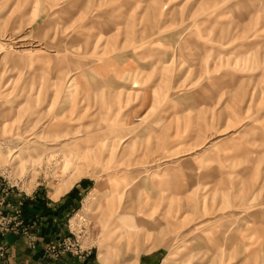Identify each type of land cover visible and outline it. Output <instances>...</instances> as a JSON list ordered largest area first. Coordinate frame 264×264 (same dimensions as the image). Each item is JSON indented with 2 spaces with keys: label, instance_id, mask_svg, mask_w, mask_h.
Wrapping results in <instances>:
<instances>
[{
  "label": "rangeland",
  "instance_id": "obj_1",
  "mask_svg": "<svg viewBox=\"0 0 264 264\" xmlns=\"http://www.w3.org/2000/svg\"><path fill=\"white\" fill-rule=\"evenodd\" d=\"M124 51L162 61L149 110H62L112 78L137 102V73L94 71ZM79 181L111 191L42 243L23 207ZM8 235L52 262L163 247L162 264H264V0H0V264H18Z\"/></svg>",
  "mask_w": 264,
  "mask_h": 264
},
{
  "label": "crops",
  "instance_id": "obj_2",
  "mask_svg": "<svg viewBox=\"0 0 264 264\" xmlns=\"http://www.w3.org/2000/svg\"><path fill=\"white\" fill-rule=\"evenodd\" d=\"M160 58V57H158ZM168 59V57H167ZM102 64H95L94 71L98 77L103 78L105 72H109L113 76L120 75V78H125V75L137 73L139 78L137 81V90L139 99L137 102L128 100L130 88L132 83L119 82L117 79L112 78V84L110 87L104 88H90L83 89L79 86L78 94L73 92L72 103L66 110V106L62 108L63 111H79L82 97L88 96L90 103L93 102L99 105H125V109L130 107V111H142L143 108L148 110L155 104L156 96L161 94L162 89L166 83V80L162 78V61H158L157 57L152 53L133 54L124 52H116L107 56L106 59L101 60ZM76 74V72H75ZM80 74V73H79ZM74 81L76 77L74 76ZM170 88V87H169ZM169 88H165L168 90ZM95 91V93H94ZM207 91V86L204 85L199 88L194 95H204ZM84 92V93H82ZM88 95H87V94ZM96 97L95 100H93ZM131 102V104H130ZM130 104V106H129ZM72 106V108H70ZM118 107V106H117ZM115 107V109L117 108ZM65 109V110H64ZM147 110V111H148ZM50 122V121H49ZM150 124H145L144 128L149 127ZM54 126V127H53ZM57 126L54 122L48 123V127L51 131H56ZM51 127V128H50ZM53 127V128H52ZM63 127H66L65 125ZM60 128V127H59ZM61 132V131H58ZM147 133V129H143V134ZM79 140V139H78ZM80 142V140H79ZM154 142L155 138H154ZM111 185H105L103 188H99L97 183H90L84 181L80 184L79 182L74 183L68 190L55 195L53 190L48 191L45 195H35L33 205L23 207V216L26 222L34 223V230H32L35 236L42 242L48 241L53 238L57 232L59 226L62 224L61 220L65 218L67 213L74 211L77 207L78 202L82 201L85 197L86 192H107L111 191ZM171 189V188H170ZM79 202V203H80ZM107 203V201H106ZM3 243L6 245L10 260L15 261L18 264H106V256L103 248L96 251L92 256L85 260H77L74 257L66 255L59 260L52 262L43 257L41 246H38L34 250L28 249L24 243L13 235L4 237ZM105 247V246H104ZM107 247V246H106ZM163 247L157 249L148 250L141 252L135 259L121 260L119 262H112L108 264H162L163 261ZM102 259V260H101Z\"/></svg>",
  "mask_w": 264,
  "mask_h": 264
},
{
  "label": "bare ground",
  "instance_id": "obj_3",
  "mask_svg": "<svg viewBox=\"0 0 264 264\" xmlns=\"http://www.w3.org/2000/svg\"><path fill=\"white\" fill-rule=\"evenodd\" d=\"M102 260V259H101Z\"/></svg>",
  "mask_w": 264,
  "mask_h": 264
}]
</instances>
